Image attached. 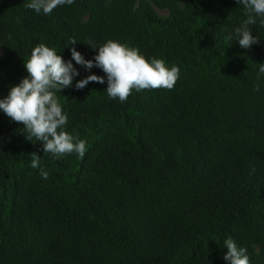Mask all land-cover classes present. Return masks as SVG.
<instances>
[{
    "label": "trees",
    "instance_id": "1",
    "mask_svg": "<svg viewBox=\"0 0 264 264\" xmlns=\"http://www.w3.org/2000/svg\"><path fill=\"white\" fill-rule=\"evenodd\" d=\"M27 2L0 0V96L39 43L70 60L119 41L180 74L120 102L106 83L75 89L104 73L73 62L56 95L83 158L54 159L0 113V264H227V236L264 264V27L244 50L228 39L244 19L236 0H73L50 15Z\"/></svg>",
    "mask_w": 264,
    "mask_h": 264
},
{
    "label": "clouds",
    "instance_id": "2",
    "mask_svg": "<svg viewBox=\"0 0 264 264\" xmlns=\"http://www.w3.org/2000/svg\"><path fill=\"white\" fill-rule=\"evenodd\" d=\"M72 3L73 0H28L26 7L38 15H50L58 6ZM236 3L242 6L244 19L228 32V39L247 50L260 40L253 35L250 26L258 23L264 27V0H236ZM75 43L72 40L70 44ZM88 46L95 50L91 59H85L75 48H69L71 58L64 60L54 48L37 44L23 63L27 74L10 86L6 95L0 96V113L12 122L21 123L25 139L31 142L35 138L42 145L43 153H50L54 159L70 153L83 158L86 152V141L66 130L68 115L56 95L73 87V80L79 75L73 62L86 72L95 67L104 73V76L89 74L77 80L75 89L82 90L90 82L106 83L104 92L108 98L120 102H124L133 89L137 92L157 88L170 90L180 74L177 65L168 66L160 58H145L136 47L119 41L107 40L98 47L90 42ZM258 65L259 78L264 76V63ZM30 166L38 169L42 179H48L49 173L36 153H32ZM222 244L227 250L222 259L227 264H249L246 249L238 247L231 236H227Z\"/></svg>",
    "mask_w": 264,
    "mask_h": 264
},
{
    "label": "rangeland",
    "instance_id": "3",
    "mask_svg": "<svg viewBox=\"0 0 264 264\" xmlns=\"http://www.w3.org/2000/svg\"><path fill=\"white\" fill-rule=\"evenodd\" d=\"M158 13L162 16H166L167 15V12L166 11H158ZM2 55V51H0V56Z\"/></svg>",
    "mask_w": 264,
    "mask_h": 264
}]
</instances>
